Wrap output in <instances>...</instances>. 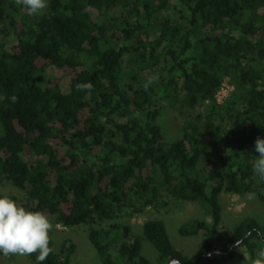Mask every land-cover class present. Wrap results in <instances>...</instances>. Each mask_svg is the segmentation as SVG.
<instances>
[{
    "label": "trees",
    "instance_id": "1",
    "mask_svg": "<svg viewBox=\"0 0 264 264\" xmlns=\"http://www.w3.org/2000/svg\"><path fill=\"white\" fill-rule=\"evenodd\" d=\"M0 35L11 41L0 44V185L24 193L7 196L55 225L89 226L101 264L153 263L128 224L94 225L158 210L165 198L193 202L210 220L179 226L182 237L206 239L190 256L162 220L143 222L155 264H258L264 223L247 216L223 227L218 199L264 204L252 171L264 137V0H48L31 17L0 0ZM50 66L69 76L67 92L45 78ZM223 83L232 89L217 102ZM163 102L205 112L166 141ZM73 251L65 243L43 264H69Z\"/></svg>",
    "mask_w": 264,
    "mask_h": 264
},
{
    "label": "rangeland",
    "instance_id": "2",
    "mask_svg": "<svg viewBox=\"0 0 264 264\" xmlns=\"http://www.w3.org/2000/svg\"><path fill=\"white\" fill-rule=\"evenodd\" d=\"M94 14L93 11H91ZM4 43L7 48L11 41H5L0 35V44ZM45 78L59 79V85L62 92L69 90L70 78L65 75L60 68L50 66L45 69ZM158 117V123L161 127L163 138L166 141H174L181 135V128L185 121L191 120L196 112L204 113L205 106L198 105L192 112L187 108L181 107L179 103L163 102ZM255 175V174H254ZM256 176V175H255ZM264 191V190H263ZM0 193L5 195H16L22 197L24 193L13 187L10 183L0 185ZM167 205L158 209H146L141 214L129 216L127 214L119 217L115 221H105L94 227H108L111 223L128 224L131 232L139 237L141 244V253L153 264L157 262V252L153 246L144 239L142 233V224L146 219L157 218L164 222L168 237L176 249L183 251L186 255H192L198 246L203 244L206 239L200 237H182L177 230L180 225L190 219H198L208 222L210 220L208 211L205 207L193 202H181L166 199ZM219 204L221 206V225L225 228H231L240 220L247 216L255 217L259 222L264 223V204L258 201L254 195L221 192L219 195ZM53 227L49 235L53 241V251L58 252L62 245L73 244L74 251L70 257L69 264H101L95 249L88 240L87 225H78L71 228H64L55 225L53 217H49ZM113 242L118 240V233L112 234ZM264 250V245L256 253ZM112 256L116 255L115 249L110 250ZM0 264H30L26 255L9 254L7 256L0 254ZM233 264V263H228Z\"/></svg>",
    "mask_w": 264,
    "mask_h": 264
},
{
    "label": "clouds",
    "instance_id": "3",
    "mask_svg": "<svg viewBox=\"0 0 264 264\" xmlns=\"http://www.w3.org/2000/svg\"><path fill=\"white\" fill-rule=\"evenodd\" d=\"M15 2L30 17L43 14L48 4V0H15ZM147 86L145 84V88ZM253 150L257 154L252 163V171L259 181L264 182V137L255 139ZM52 227L50 218L42 211L27 209L17 204L10 196L0 194V254L7 256L37 253L35 256L37 264H43L53 251L49 235ZM258 264H264V250L258 253Z\"/></svg>",
    "mask_w": 264,
    "mask_h": 264
},
{
    "label": "built area",
    "instance_id": "4",
    "mask_svg": "<svg viewBox=\"0 0 264 264\" xmlns=\"http://www.w3.org/2000/svg\"><path fill=\"white\" fill-rule=\"evenodd\" d=\"M232 89L228 84L223 83L216 94V101L221 102L228 94V92Z\"/></svg>",
    "mask_w": 264,
    "mask_h": 264
},
{
    "label": "water",
    "instance_id": "5",
    "mask_svg": "<svg viewBox=\"0 0 264 264\" xmlns=\"http://www.w3.org/2000/svg\"><path fill=\"white\" fill-rule=\"evenodd\" d=\"M176 261H172L170 264H174Z\"/></svg>",
    "mask_w": 264,
    "mask_h": 264
}]
</instances>
